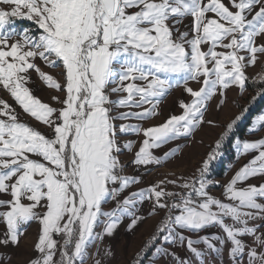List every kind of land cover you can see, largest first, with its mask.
Segmentation results:
<instances>
[{
	"label": "snow or ice",
	"instance_id": "snow-or-ice-1",
	"mask_svg": "<svg viewBox=\"0 0 264 264\" xmlns=\"http://www.w3.org/2000/svg\"><path fill=\"white\" fill-rule=\"evenodd\" d=\"M17 20L31 27L17 30ZM261 57L264 0H0V90L46 129L21 120L0 99V195L9 197L0 199V248L19 246L25 226L37 222L38 256L30 264H87L90 258L108 264L113 253H101L98 242L112 236L124 217L130 218L128 230L134 229L141 220L137 207L150 201V214L163 216L132 264H144L149 252V264H219L207 257L225 251L228 264H264V183H248L264 178V138L236 145L253 156L219 198L210 192L217 182L208 178L222 142L247 108L225 126L189 177L127 192L141 181L123 174L120 159L123 150L135 147L132 140L121 144L122 137L142 135L131 163L161 165L152 150L213 124L205 120L208 102L219 96L222 107L233 87L243 94L246 69ZM37 61L60 68L61 79ZM33 72L63 93L52 97L57 106L33 95ZM253 85V101L264 98V72ZM180 87L190 98L180 101L182 114L147 128L123 122L158 115L162 99ZM250 131H264V114ZM175 154L173 149L164 157ZM109 202L115 206L104 211ZM211 228L220 233H207ZM178 248L193 259L180 256ZM10 260L0 254V264Z\"/></svg>",
	"mask_w": 264,
	"mask_h": 264
},
{
	"label": "rangeland",
	"instance_id": "rangeland-1",
	"mask_svg": "<svg viewBox=\"0 0 264 264\" xmlns=\"http://www.w3.org/2000/svg\"><path fill=\"white\" fill-rule=\"evenodd\" d=\"M187 24L188 21H185ZM15 27L20 30L24 27H31V22L27 20H17ZM206 50V49H205ZM37 63L41 66L42 70L46 73L52 74L55 78L61 79L59 73L60 68H48L44 66L40 61ZM264 72V57H261L259 62L255 66H249L246 69V75L249 77L246 82V91L241 94L239 89L233 87L226 91L225 103L222 107H218L219 100L221 97L216 96L208 102V110L205 113V120L213 121V124L207 123L198 127L192 135L187 137H180L175 140L169 141L158 149H153L154 155L161 158V165H150L147 169L144 167L136 168L131 162L134 159V153L138 150L140 141L143 136H137L129 134L122 137L121 144L127 140L135 142V147L132 152L123 150L120 156L122 163L126 165L124 175L136 176L140 178V183L132 185L127 192L138 191L141 188H147L149 185L159 183L164 179H172L178 176L189 177L191 176L198 167L201 166V162L207 157L212 151L216 141L219 139L221 134L225 131V126L231 122L237 115H239L242 109L247 108V112L244 114L241 120L234 126L233 132L227 137L221 145L218 157L211 163L209 169V179L216 181L217 183L210 186V192L216 197H220L223 192V186L226 185L234 176V174L248 161L252 159L253 154H243L238 151L236 145L244 141H256L260 138H264V131L252 132L250 129L253 128L254 121L257 116L264 114V105L261 109L249 116L250 121H246V118L251 111L256 107L257 103L262 98H257L253 101V97L256 96L257 85H253V78L257 77L258 74ZM189 86L197 89L199 85L195 82H189ZM33 95L38 97L42 102L48 103L51 106H57L52 100L53 96H63V93H58L56 90L48 88L38 78L36 73H32V82L29 84ZM115 95L112 99H116ZM0 99L7 101L9 105L15 108L21 120L28 122L29 124L37 127L42 132L46 131L43 126L39 125L38 122L34 121L27 114L23 113L22 109L15 103L10 95L0 90ZM189 96L183 91V88H174L170 93L162 99L158 105V115L143 120V121H123L124 123H139L144 128L162 124L172 115L182 114V109L179 107L180 101L189 102ZM126 111V109H121ZM139 111V109H135ZM248 123L245 127V123ZM121 123V121H117ZM242 130L240 127H242ZM231 145V146H230ZM231 147V148H230ZM176 149L175 156L165 159L164 154ZM220 167H223L220 170ZM221 171V175L220 174ZM251 184L264 183V178L256 177L248 181ZM169 190L172 186H168ZM125 193V195L127 194ZM7 195H0V199H8ZM113 202H109L103 206L104 211H111L114 207ZM3 209H0L2 211ZM151 202L145 201L137 207L136 214L141 218L140 222L132 230H128L130 222L129 217H124L114 234L110 237H106L102 242H98V248L101 253L106 249H111L113 256L108 264H132L136 254L141 252L146 242L149 241L153 235L155 229L158 226V221L163 216L161 212L158 215H151ZM259 223V221H257ZM103 225L97 227L96 231H101ZM5 230V224L0 221V233ZM40 226L37 222H31L25 226L23 235L20 238L19 246L10 248H0V254H6L11 257V260L7 264H30V261L38 256V253L34 250V244L38 239ZM207 233H220V229L211 228L207 230ZM206 233H201L204 235ZM192 237L195 239L194 234ZM199 247H203L200 245ZM97 246H93L90 252L95 255ZM154 252V249H152ZM177 253L189 259H193L190 253L185 249H175ZM149 259L152 257V253L148 254ZM149 259H145L144 264H149ZM215 259L219 264H228V257L225 254L223 257H207L208 261ZM87 264H92V259L87 261ZM158 264H163V261H158ZM194 264H196L194 260Z\"/></svg>",
	"mask_w": 264,
	"mask_h": 264
},
{
	"label": "trees",
	"instance_id": "trees-1",
	"mask_svg": "<svg viewBox=\"0 0 264 264\" xmlns=\"http://www.w3.org/2000/svg\"><path fill=\"white\" fill-rule=\"evenodd\" d=\"M264 105V98H262L258 103H257V105H256V107L251 111V113L248 115V117L246 118V121H250V119H249V116L252 114H255V113H257L260 109H261V107ZM248 123L246 122L243 126L245 127L246 125H247ZM243 126L242 127H240L241 128V130H242V128H243ZM231 146V145H230ZM231 148V147H230ZM223 169V167H220V170H222ZM219 175H221V171H220V174Z\"/></svg>",
	"mask_w": 264,
	"mask_h": 264
}]
</instances>
